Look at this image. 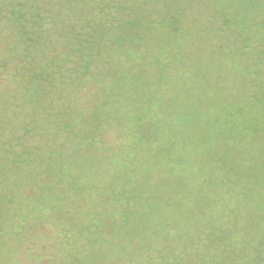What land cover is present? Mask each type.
I'll list each match as a JSON object with an SVG mask.
<instances>
[{"label": "rangeland", "instance_id": "rangeland-1", "mask_svg": "<svg viewBox=\"0 0 264 264\" xmlns=\"http://www.w3.org/2000/svg\"><path fill=\"white\" fill-rule=\"evenodd\" d=\"M0 264H264V0H0Z\"/></svg>", "mask_w": 264, "mask_h": 264}]
</instances>
